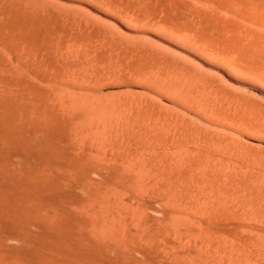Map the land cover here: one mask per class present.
Returning <instances> with one entry per match:
<instances>
[{"label": "bare ground", "instance_id": "1", "mask_svg": "<svg viewBox=\"0 0 264 264\" xmlns=\"http://www.w3.org/2000/svg\"><path fill=\"white\" fill-rule=\"evenodd\" d=\"M49 1L0 0V264H99L92 237L122 243L128 222L141 226L121 186L159 198L167 226L195 249L183 264H264V148L239 137L264 139V106L220 82L264 88V0H89L192 67ZM214 71L219 82L205 78ZM105 73L134 76L158 98L100 95ZM164 97L204 126L168 115ZM118 163L154 172L122 175Z\"/></svg>", "mask_w": 264, "mask_h": 264}, {"label": "rangeland", "instance_id": "2", "mask_svg": "<svg viewBox=\"0 0 264 264\" xmlns=\"http://www.w3.org/2000/svg\"><path fill=\"white\" fill-rule=\"evenodd\" d=\"M47 2H48V0H46ZM58 0H54V1H49L53 6L55 5V6H57L58 8H61L62 10H67V8H68V11H71V12H75L76 14L78 13L79 14V12H82V13H80L79 15L80 16H82V15H84V16H86V17H88L89 18V21L90 22H93V24H95V25H97V26H99V27H101V28H104L105 27V29H110V31H114L118 36H119V38L122 40H124V43H127L126 41H128V43H135V42H137L138 40V42H140V43H144V44H146V45H148V47L150 46L151 48H153V44L152 43H155V41H158V42H156L154 45L156 46H154V50L156 51H160L159 53L161 54V55H163V56H165L166 58H168V56H169V58L168 59H173V60H175V58H173V57H175V55L177 54L176 52L178 51V50H176L175 49V51H174V48L173 47H171L170 45H166V42L164 43V41H161V40H157V39H154V38H152V39H154V41L153 40H151V38H149L148 40H140L139 38L137 39V35H135L134 33H130L128 30H126V28L124 27V25L122 24V22L121 21H118V20H115V18L114 17H112L111 15H108V13L106 12L107 10L106 9H103V11L105 12H103L102 11V9H101V11L99 10V8L95 5V4H93V3H91L89 0H60V2L58 3L57 2ZM58 4H57V3ZM61 4L63 5V6H61ZM65 4H68V5H65ZM69 4H71V6L69 5ZM60 5V6H59ZM79 7H78V6ZM66 6V7H65ZM71 7V8H69V7ZM74 7V8H73ZM82 7H83V9H82ZM96 7L98 8V9H96ZM79 8V9H78ZM103 8H105V7H103ZM76 9V10H75ZM78 9V10H77ZM65 10V11H66ZM87 12V13H86ZM86 13V14H85ZM92 13L94 14L93 16H92ZM107 13V14H106ZM77 14V15H78ZM91 14V15H90ZM103 14V15H102ZM104 14H106V15H104ZM97 15V16H96ZM97 17H98V20H97ZM112 17V18H111ZM87 18V19H88ZM92 18L94 19V20H92ZM96 18V19H95ZM101 18V19H100ZM91 19V20H90ZM103 19V20H102ZM103 21V22H102ZM108 22V23H107ZM113 22V23H112ZM121 22V23H120ZM105 23H107L106 25H105ZM111 23V24H110ZM119 23H120V25H119ZM103 24V25H102ZM101 25V26H100ZM115 25V26H114ZM123 26V27H122ZM109 27V28H108ZM120 27V28H119ZM112 28H114V29H112ZM112 31V32H113ZM118 32H120V33H118ZM123 33V34H122ZM129 34V35H128ZM123 37V38H122ZM122 40V41H123ZM149 41V42H148ZM153 41V42H152ZM161 42V43H160ZM151 44V45H150ZM160 44H162V45H160ZM159 47H158V46ZM168 46V47H167ZM166 48V49H165ZM172 49V50H170L171 52H170V54L168 53L167 54V51L169 52V49ZM156 51V52H157ZM178 53H182L181 51H179ZM167 54V55H166ZM180 54H177V57H176V60L175 61H180L182 58V63H185L186 65H188V67L189 66H191L192 64H188L189 62H190V60L189 59H187V61H188V63L186 62V60L184 61V58H186V57H183L185 54L184 53H182L183 54V56H182V58L180 57L181 55ZM13 62L15 61V60H12ZM184 61V62H183ZM13 62H11L12 63V65H15V64H13ZM14 63H16V62H14ZM191 63V62H190ZM194 66V65H193ZM192 67V66H191ZM198 72H200L199 70H198ZM202 73H204L203 71H201ZM200 72V73H201ZM212 73H213V71H211ZM206 74H208L205 78H212V79H216V82H219V79H220V75H222L221 73H219L220 75L219 76H217L218 75V73L216 72V71H214V73H216V74H212L211 75V73H209V72H205ZM246 72H244L243 74H245ZM246 74H248L249 75V77H250V79L252 78V76H250V75H253V74H255V73H253V72H247ZM126 76H128V78H126V76L124 77V74H123V76L122 77H120V76H118L117 78H118V80L116 79V76L117 75H113V74H111V75H109V74H107V73H105V74H102L101 75V79H100V81L98 82V86H101L102 88L98 91V92H100V95H104V96H106L107 95V97L109 96V98H113V99H115L114 97H118L119 99H120V97H121V102H122V100L123 101H125V99H140V98H147V97H151L152 99L153 98H155V99H157L158 97L155 95L156 93L154 92L153 93V91L152 90H150V89H147L146 87H144V85H143V83H141L140 82V80H137V78L135 77L134 78V76H130L129 74H125ZM248 75H247V77H246V75H245V77L246 78H248ZM113 76H115V79H114V77ZM200 76H202V75H200ZM255 79L254 80H256L258 77L260 78V75L259 74H255ZM126 78L125 80H123V81H121L122 80V78ZM204 77V76H203ZM202 77V78H203ZM216 77V78H215ZM219 77V79L217 80V78ZM119 78L121 79V80H119ZM123 78V79H124ZM222 79H221V81L220 82H223L225 79L228 81V82H226V80L224 81V82H226V83H224V84H226V85H221V87H223V86H227L228 84V86H227V91H228V93H229V91H231L232 93L234 92V94H237L236 95V97H244V99H248L249 97H250V99L252 100L251 101V103L250 104H253L252 102H257V103H259L260 105L259 106H261L262 108H263V106H264V88H262V87H257V85H255V87H254V85L252 84V83H250V84H239V83H237V82H234V81H231V80H229L226 76H223L222 75V77H221ZM223 78H225V79H223ZM258 78V79H259ZM249 79V78H248ZM258 79H257V81H258ZM261 79V78H260ZM118 81H120V82H118ZM230 82V83H229ZM234 82V83H233ZM261 82V81H260ZM111 83V84H110ZM236 83V84H235ZM115 84H117V85H115ZM142 84V85H141ZM219 84H221V83H219ZM244 85V86H243ZM246 86V87H245ZM230 87V88H229ZM223 88H226V87H223ZM238 89V90H237ZM246 90V91H245ZM149 91V92H148ZM150 91H152V93L150 92ZM119 92V93H118ZM123 92V93H122ZM133 92V93H132ZM115 93H116V95H115ZM121 93V94H120ZM231 93V94H232ZM248 93V94H247ZM151 94H152V96L153 95H155V96H151ZM234 94H233V96H234ZM238 94H239V96H238ZM242 94V95H241ZM122 95V96H121ZM118 98H116V99H118ZM255 98V99H254ZM250 99H248L249 101H250ZM262 99V100H261ZM119 100V101H120ZM161 101H163V102H161V103H163L164 105H165V107H164V105H163V109L164 108H168V107H170L171 105V107L172 108H168V109H164L167 113H168V115H170V116H172L173 114L175 115V117H180L182 120L180 121L181 123H182V121H183V123L184 124H186V123H188V124H190V125H194L195 127H200V125H202L203 124V126H204V124H205V122H204V120L202 119V117H199L198 115H196L197 114V112L196 111H194L193 109H191V110H193V113H192V111H189V110H187L186 108H184V109H186L185 111L189 114H187L184 110H183V108H179V107H181V106H177L176 105V108L178 107L180 110H178V108L176 109V108H174L175 107V105H174V103H172L169 99H167L166 97H164V98H162L161 99ZM249 103V102H248ZM169 104H171V105H169ZM168 106V107H167ZM258 106V105H257ZM258 106V107H259ZM174 110H175V112H174ZM170 112V113H169ZM172 112V113H171ZM178 113V114H177ZM183 113V114H182ZM189 116V117H187V115ZM173 115V116H174ZM194 118V119H193ZM198 118V119H197ZM184 119H186V120H184ZM193 119V120H192ZM180 120V119H179ZM185 121V122H184ZM203 122V123H202ZM194 126H193V128H194ZM89 132V131H88ZM91 133H93V131H90L88 134H90V135H88V136H94L93 134L91 135ZM240 135L242 136V138L240 137ZM248 135H250V134H248ZM247 134H245V133H243V134H239V137H240V140H244L245 142H248V144L249 145H251L252 147H254V148H259V149H261V148H264L263 146H264V139H257L256 137H254V136H248ZM234 136L236 137H238V135H235L234 134ZM239 137H238V139H239ZM93 138V137H92ZM169 140H171V139H169ZM168 140V141H169ZM170 142V141H169ZM255 145V146H254ZM262 146V147H261ZM177 148V147H176ZM176 148H174V149H176ZM181 148H182V146H181ZM159 149V148H158ZM157 149V150H158ZM178 149V148H177ZM154 150H156V148L154 147ZM178 150H180V149H178ZM155 153L157 152V151H154ZM179 152V151H178ZM153 153V152H152ZM151 153V154H152ZM158 153V152H157ZM154 154V153H153ZM173 154V153H172ZM155 155H158V154H155ZM171 155V154H170ZM152 157L154 156V155H151ZM150 156V157H151ZM157 157V156H156ZM101 164V163H100ZM118 164H121L120 165V167H119V165ZM117 165H118V167L120 168L119 169V174H122V175H131V174H133V175H136L135 173H137V175H142V173L144 172V173H148V174H153V172L154 171H150V168H145V169H142L140 166H142L140 163H132V164H126V165H128V167H124V166H122V165H125L124 163H118ZM153 164V163H152ZM93 165H96V167H97V169L99 170V172L100 171H103V173L102 172H100L101 174H103V175H108L109 173L106 171V168L105 167H101L102 165L103 166H106L107 168H109L108 166H109V164H106V163H104V164H101V165H99V163H93ZM92 165V166H93ZM98 165V166H97ZM130 165L132 166L133 165V167H135L136 169H132V170H129V169H127V168H129L130 167ZM138 165V166H137ZM149 165H151V164H149ZM154 165V164H153ZM94 168H95V166H93ZM99 168H103L102 170H100ZM127 169V170H126ZM142 169V170H141ZM109 170V169H108ZM154 170V169H153ZM156 170V169H155ZM139 171H140V173H139ZM142 171V172H141ZM149 171V172H148ZM159 171V170H158ZM157 171V172H158ZM161 171V173H162V170H160ZM159 171V172H160ZM130 172H132L131 174H128V173H130ZM157 172H155L154 174H156ZM163 172H167V171H163ZM173 172V171H172ZM86 173V175L87 176H90V177H92V178H94V177H96V176H94L93 175V169H92V171L91 170H89V171H87V172H85ZM87 173H89V174H87ZM105 173V174H104ZM111 173V172H110ZM118 173V172H117ZM125 173V174H124ZM144 173H143V175H144ZM168 173V172H167ZM169 173H170V171H169ZM120 189H122L121 190V193L123 192V195H122V197H121V199H124L122 202H123V204H125V205H127L128 204V207L129 208H131L134 212H135V210H136V212H138V213H140V214H138V216H139V218H141V217H143V218H141L140 220V222H141V226L139 225V227H138V222H136V221H130V222H128L129 224H126L127 226H128V228H127V226H126V228H125V231L127 232V234H126V236L127 237H125V238H127V243H126V241L125 242H122V243H118V242H115L116 240L115 239H112V238H106V239H104V240H101L100 241V239H97V238H95L94 237V239H93V237H92V241H95V239H96V243H98L99 245H100V249H101V251L98 253V256L96 257L97 258V260L98 261H101V262H99V264L100 263H102V264H109L108 263V261L110 262V263H112V264H114V262L113 261H115L116 262V264H129V262L130 261H132L133 259V261H134V263L135 264H183V260L182 259H184L183 258V256L185 257V256H187V254H185L184 255V253H188V251L190 250V251H193L192 252V254L194 255L195 254V249L194 248H191V249H189L190 247H193V246H190V244L188 245V246H186L187 244H186V238L184 239V237H182L183 239H182V241H181V243H180V240H181V238H180V236L179 235H177L172 229H170L168 226H167V223H166V221L164 220V214H163V210H162V208H161V205L159 206V198L154 194V195H151V194H147V193H137V192H135V190L134 189H130L129 187H123L122 188V186L121 187H119ZM73 190H74V192L76 193V195L78 196V197H81L82 195V197H84L85 198V194L86 193H83V191L84 190H82V188L81 187H74L73 188ZM126 190V191H125ZM81 192V193H80ZM129 192H130V194H129ZM127 194V195H126ZM134 194V195H133ZM141 194L142 195H144V196H141ZM150 195L152 196L151 198H150ZM87 196V195H86ZM136 196V197H135ZM144 199H145V201H144ZM155 199H157V200H155ZM125 201H126V203H125ZM145 202V203H143V202ZM135 202V203H134ZM134 203V204H133ZM131 204V205H130ZM137 204H139V206H140V208H139V206H137ZM142 206H141V205ZM134 206H135V208H134ZM147 207V208H146ZM144 208V209H143ZM135 209V210H134ZM141 210V211H138V210ZM160 209V210H159ZM154 210V211H153ZM148 211V212H147ZM148 213L147 215L146 214H144V213ZM152 212V213H151ZM154 212V213H153ZM142 215H144V216H142ZM162 215V216H161ZM141 216V217H140ZM150 216V217H149ZM147 217V218H146ZM144 219H146L145 221H144ZM144 221V222H143ZM155 221V222H154ZM139 222V223H140ZM137 223V224H136ZM164 224V225H163ZM144 225H145V227H144ZM137 226V227H136ZM151 226V227H150ZM142 227V228H141ZM148 227H149V229H148ZM143 228H145L146 230L145 231H143ZM140 229V230H139ZM169 229H170V231H169ZM174 233H173V232ZM125 232V233H126ZM141 232H147V234H142L141 235ZM161 232H162V234H161ZM148 233H149V235H148ZM138 234V235H137ZM136 235H137V237H136ZM145 235V236H144ZM142 236H144V237H142ZM154 236H155V238H154ZM164 237V238H163ZM176 237V238H175ZM178 237V238H177ZM141 238V239H140ZM171 238V239H170ZM174 238V239H173ZM108 239V240H107ZM114 240V241H112V240ZM166 241H165V240ZM107 240V243L105 242ZM151 240V241H150ZM148 241V242H147ZM156 241V242H155ZM144 242V243H143ZM175 242V243H174ZM105 243V244H104ZM110 243H112L111 244V247H110ZM135 243V244H134ZM123 244V245H122ZM138 244V245H137ZM143 244V245H142ZM174 244V245H173ZM186 244V245H185ZM142 245V246H141ZM176 245V246H175ZM139 246H141V247H139ZM175 247V251L177 250V252H175L174 251V247ZM126 247H127V249H126ZM133 247H135V248H141L142 250H144V252H143V255L141 254H139V253H141L142 252V250H141V252H139V253H137V250H140V249H137V250H133V252L135 251V257L133 256V254L131 255L132 256V259H130L131 258V256L129 255L130 253V251L131 250H129V249H131V248H133ZM153 247V248H152ZM186 247H188V248H186ZM120 248H121V250H120ZM186 248V250H183V249H185ZM116 251H115V250ZM180 249V250H179ZM189 249V250H188ZM193 249V250H192ZM110 250V251H109ZM179 250V251H178ZM183 250V251H182ZM166 251H168L167 253H166ZM172 251V252H171ZM115 252H116V254H115ZM170 252V253H169ZM174 252V253H173ZM104 253V254H103ZM111 255H110V254ZM125 253V254H124ZM166 254V255H165ZM104 255V256H103ZM157 255V256H156ZM177 255V256H176ZM180 255V256H179ZM119 256V257H118ZM128 256V257H127ZM130 256V257H129ZM147 256V257H146ZM153 256V257H152ZM173 257V258H172ZM111 258V259H110ZM136 258H137V261H136ZM182 258V259H181ZM115 259V260H114ZM172 259V260H171ZM128 260V261H127ZM172 261V262H171ZM175 262V263H174ZM178 262V263H177Z\"/></svg>", "mask_w": 264, "mask_h": 264}]
</instances>
